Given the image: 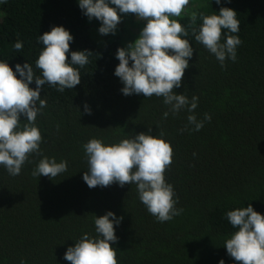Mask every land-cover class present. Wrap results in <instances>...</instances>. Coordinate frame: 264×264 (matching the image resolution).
<instances>
[{
	"label": "trees",
	"instance_id": "16d2710c",
	"mask_svg": "<svg viewBox=\"0 0 264 264\" xmlns=\"http://www.w3.org/2000/svg\"><path fill=\"white\" fill-rule=\"evenodd\" d=\"M221 7L237 11L240 31L232 35L242 41L236 61L226 60L225 67L195 41L192 29L202 21L191 22L192 12L209 15ZM126 15L116 34L105 36L94 32L77 0L0 4V59L13 70L25 62L35 69L43 48L37 37L53 26L70 30V52L93 53L73 89L41 88L47 101L36 121L43 137L41 154L30 155L16 176L0 166V264L22 259L26 264H71L63 258L67 248L85 232L95 235L94 215L107 211L123 217L114 226L118 241L111 245L117 248L118 264H218L220 259L240 264L223 246L235 231L226 213L251 204L264 215V0H222L220 5L190 0L175 18L188 29L194 51L181 87L174 91L199 98L198 119L211 116L200 131H181L187 112L165 119L168 107L162 97L120 91L115 53L134 42L144 27L135 14ZM17 41L23 44L20 51L13 47ZM149 128L154 136L163 130L171 143L172 163L164 175L178 197L176 207L183 209L163 223L140 202L135 184L89 188L82 179L87 171L83 145L90 139L115 143ZM43 156L67 161L66 172L53 179L33 176Z\"/></svg>",
	"mask_w": 264,
	"mask_h": 264
},
{
	"label": "clouds",
	"instance_id": "9594fccd",
	"mask_svg": "<svg viewBox=\"0 0 264 264\" xmlns=\"http://www.w3.org/2000/svg\"><path fill=\"white\" fill-rule=\"evenodd\" d=\"M6 2L0 0V4ZM77 3L89 21L95 18L100 22L98 32L101 35H115L126 14H135L144 22L138 38L119 47L115 53L119 64L114 75L123 85L122 94L162 97L168 107L163 113L165 119L169 114L176 116L187 112V124L181 131H200L204 123L211 120L208 113L202 120L197 118L194 112L198 107L197 96L189 99L184 93L174 91L181 87L194 51L188 29L175 19L186 10L190 0H77ZM215 3L220 5L222 0H215ZM198 19L202 23L192 29L195 41L213 54L221 67H225L226 60L235 62L237 48L242 44L238 35H232L240 31L237 11L221 7L219 12L209 15L192 12V24ZM73 40L70 30L62 25L53 26L37 37V43L43 48L35 60V69L25 62L23 65L17 63L13 70L8 60L0 59V166L12 176L20 174L30 155L41 154L43 137L36 121L47 107L46 99L40 94L41 88L47 85L59 92L73 89L81 82L80 70L93 56L89 50L70 52ZM13 47L20 51L23 44L17 41ZM33 82L35 88L30 87ZM84 111L91 113L86 103ZM165 137L163 130L154 136L149 128L148 132L115 143L90 139L83 145L87 171L82 179L89 188L113 183L120 187L135 184L139 200L148 213L158 222L171 221L183 209L176 207L178 197L173 185L165 179V171L173 157V148ZM66 170L67 161L57 162L55 157L43 156L32 175L53 179ZM226 218L235 229L223 245L227 255L240 264H264V215L248 204L228 211ZM122 220L123 217H117L112 211L102 216L94 215L95 235L83 233L67 248L63 258L71 264H118L117 248L111 245L118 241L114 226H119ZM20 264L26 261L22 259ZM218 264H225V261L220 259Z\"/></svg>",
	"mask_w": 264,
	"mask_h": 264
},
{
	"label": "rangeland",
	"instance_id": "374dc122",
	"mask_svg": "<svg viewBox=\"0 0 264 264\" xmlns=\"http://www.w3.org/2000/svg\"><path fill=\"white\" fill-rule=\"evenodd\" d=\"M127 15H124L123 17H126ZM90 23H92V25H94V27H95V30H94V32H96V31H98V28H99V26H100V22L98 21V20H96L95 18L90 22ZM120 24V23H119ZM119 28V27H118ZM118 28H117V30H118ZM131 28V27H130ZM128 32H130V30L128 29L127 30V34H128ZM97 33V32H96ZM107 36V35H106ZM126 36L124 35V38H125Z\"/></svg>",
	"mask_w": 264,
	"mask_h": 264
}]
</instances>
